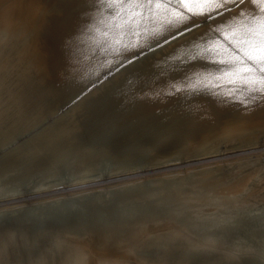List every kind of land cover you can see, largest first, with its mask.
Instances as JSON below:
<instances>
[{
  "label": "bare ground",
  "instance_id": "obj_1",
  "mask_svg": "<svg viewBox=\"0 0 264 264\" xmlns=\"http://www.w3.org/2000/svg\"><path fill=\"white\" fill-rule=\"evenodd\" d=\"M252 7L259 10L264 5ZM179 11L191 15L187 8ZM197 18L203 20L202 16ZM100 19L91 0H0V77L4 82H15L17 94V101L8 112L10 116L6 115L18 120L30 112L36 118L56 105L71 103L58 118L57 124L65 122L60 130H55V139L38 137L31 147L14 158L17 162L22 160L18 172L36 169L49 150H53L56 159L37 171L41 181L36 188L0 194V264H134L138 253L149 246L147 233L156 231L162 223L186 224L191 220V230L181 223L178 225L179 235L187 237L196 233L192 229L194 225L214 217L219 210L250 206L249 195L261 194L257 186L239 178L249 161L197 167L190 170L191 177L175 180L174 187L166 182L167 175L176 174L172 172L128 180L140 169L138 174H147L151 169L173 165L181 158L205 155L213 145L230 142L233 147L264 134V99L245 107L247 94H229L228 90L233 88L230 84L212 90L218 95H212L206 88L192 92L176 91L173 87H184L185 77H192L195 82L204 80L209 73L220 75L216 69L222 65L213 61L227 59L234 52L242 55L241 46L235 43L243 30L240 21L216 17L225 23L205 21L201 27L172 39L181 30L177 27V10L161 12L155 22H145L152 33L147 42L155 50L116 72L115 66L106 63L116 57L106 55L104 49L119 37L110 28L107 12L104 23ZM209 24L219 27L220 32L207 31ZM104 31H109L107 37L102 34ZM122 39L129 41L135 37ZM157 39L161 47H155ZM165 39L168 43H164ZM139 42L145 43L143 35ZM198 55L204 59L193 62L192 57ZM21 71L23 75L19 77L16 73ZM109 72L113 75H108ZM130 80L135 81L132 87L128 84ZM90 84L91 91L76 100ZM53 128L48 125L43 130ZM97 137L120 149L112 157L108 172H101L100 165L78 164V159L63 163V156L75 149L80 139L88 142ZM152 147L168 151L156 153L149 162L137 157L129 163L120 162L121 152L130 154L137 148L151 151ZM87 153V158L93 157ZM64 166L76 172L75 178L58 179L56 174ZM152 183L157 185L154 191L145 192L146 185ZM72 199L80 202L78 213L70 216L66 212L52 224L46 223L44 216L36 218L26 212ZM118 204L125 209L130 204L133 207L124 215L100 217L101 212L110 214L116 210ZM35 221L37 227L33 229ZM216 236L206 234L198 238L201 244L203 241L213 244L218 239ZM158 263H165L163 257Z\"/></svg>",
  "mask_w": 264,
  "mask_h": 264
},
{
  "label": "rangeland",
  "instance_id": "obj_2",
  "mask_svg": "<svg viewBox=\"0 0 264 264\" xmlns=\"http://www.w3.org/2000/svg\"><path fill=\"white\" fill-rule=\"evenodd\" d=\"M16 74H18L19 77H22L21 74L23 75V72L21 71ZM2 80L3 78L0 80V194L5 195L6 193L13 192L14 190L15 191L21 190V188H30V187H31L30 189L36 188L37 183L41 181L40 180L41 177H39L40 175L37 176V171L39 169H42L43 166L47 164L54 163L56 159L54 157L55 155L54 156L52 155L53 150H49L47 152V155L48 154L50 155L48 156L46 155L40 166H38L36 169H30L31 171L23 169L18 172L17 169L20 168L19 166L20 163H22L21 162L22 160L17 162L16 160H14V158L17 155L19 157V155L22 154L25 150H27L28 147H31V145L35 143L38 137L41 138L44 137V139H49V138L55 139V136L57 134L56 131L60 130V128L63 127L62 125L65 122V121L64 122L61 121L59 124H57L59 120L58 118L66 110H68L71 103L67 102L65 104L56 105V107L58 106L57 108L55 107L54 109L48 110L46 113H44L45 115L42 114L41 116H37L36 118H34L33 115L30 112H28L22 118L15 120L12 117L9 118L10 116L9 109H11L10 106H13L15 104V100L17 98L15 97V95L17 96L16 84H14L15 82L13 83V81L11 80H7L5 82ZM11 84L14 87H12ZM91 86H92L91 84L88 85L83 90L84 92L81 91L77 96L79 95L80 97L81 95L83 96L86 92L89 91V89H91ZM6 114H8L9 116ZM7 119L9 120L7 121ZM48 125H52L54 128L48 129L47 131L44 132L43 128L47 127ZM254 138L256 139L249 138L244 144L235 145L233 147H231L232 145L230 142L221 143L219 145H213L212 148L209 151H207V154L205 155L191 156L192 158L188 157L185 159L181 158L178 159L174 164L172 163L173 165H167L164 167L161 166L158 168L151 169L147 172V174L146 172H144L143 174H138V172H141L140 169V171L134 173L135 177L132 176L131 178L128 179V180H136L137 178L145 179L148 176L149 177L158 176L172 172L176 174L167 175L166 179L168 180L166 182H169V184L174 187L176 183L175 180L178 179L183 180L191 177L192 174L190 170H194L197 167L209 165L210 163L214 164L220 162L224 164L225 162L224 165H226L228 163H232L233 161H241V162L249 161L250 164H247L244 167L241 174H239V178L245 179V183L247 184L251 183L250 185H252L253 187L257 186L261 192V194L258 192L259 195L254 193L253 194L251 193L249 195L248 199L249 202L251 203L250 206H246V207L232 206L226 209H221L218 211L217 214L214 215V217L206 218L205 220L201 221L199 223L200 226L194 225L195 228L192 229L195 230L196 233L192 235H186L187 237H182L179 235L178 229L180 227L178 225L181 223L180 225H182V227L188 230L190 228L191 230V227L193 226L192 224L193 222L191 220H187L189 223H186L187 221H185L186 224H184L183 222H178L177 224H175L173 223V221L171 222L169 221L168 223L167 221L165 222L164 220H162L161 222L164 221L165 223H162V225H160L156 231L154 230L153 232L151 231L147 233L148 236L146 235L147 238L146 243H148L149 246L147 249L141 250L138 253L137 259L133 261L134 264L135 263L139 264V262L140 264H167V263L168 264L170 263L171 264L172 263L174 264H264V199H262L264 198V134H260V135L258 134L257 137L255 136ZM146 142L148 143L149 141ZM18 145L20 146V148ZM112 145L114 146V144L112 143L110 144V142L103 139V137H97L94 140L88 142H86L85 139H80V141L77 142L76 144V148L70 151L68 154H65L63 156L64 158L62 161L63 163L65 161H66L65 163H71V162H76L75 160L78 159L77 160L78 164L81 165L94 164L95 166L100 165L101 172H108L112 168L111 167L113 164L112 157L115 155L117 156L118 152L120 153L119 151L120 149H114L112 148ZM152 149L153 150L151 151L150 150L143 151L137 148L130 154H124L121 152L120 156L122 158L120 162L129 163L132 162V159L136 157H137L136 159L138 160L143 159L144 161L149 162L156 153L159 154L161 152L163 153L168 151V149L160 150L153 147ZM155 150L157 151L159 150V151L157 152ZM6 152L8 153L15 152L14 153L15 155L11 156L12 157L11 158L9 156L12 153L6 155L7 154ZM87 152H90V154L93 157L87 158L86 155L88 154ZM6 156L8 159L6 158ZM33 173L36 175H33ZM26 174H28V176L23 178L22 175H26ZM18 175H20L23 179ZM56 175L59 180L67 181L72 178H75L76 172H74V170L70 166H64L57 172ZM255 175L257 177H255ZM120 181H124V180H120ZM156 186H157L156 183L146 185L149 191L146 189L145 192L152 193ZM111 194L113 195L114 193L112 192ZM107 202H110V199H108ZM79 203L80 202L72 199V200L64 201L63 203L59 202L57 204H51L49 206H42V207L38 206L32 209H27L26 212L28 211L29 213L34 214L36 218L44 216L45 217L44 221L48 224H52L55 223V221H57V219L66 212L69 213L70 216H74L76 213H78ZM132 207L133 204H130L129 207L128 208L126 207L125 209L121 204H118L115 207L116 210H113V212H111L110 214L105 211L101 212L100 217L102 219H105L108 215L109 217L113 215L116 216L117 214L124 215L130 212ZM5 223L9 224L8 221H6ZM36 227H37V222L35 221L32 223V228L34 229ZM206 234L207 235L213 234V236L217 235L218 239L215 240V242L217 243L213 241V244L212 243L209 244L210 242L203 241V243L201 244L202 240L199 238L202 237L203 235L205 236ZM234 238L237 241H235ZM142 240L144 239L142 238ZM233 243L236 246V248L233 245ZM205 244L209 248L208 247L205 248ZM188 246H191L192 248ZM200 248H202V250ZM171 249L173 250V252L171 251ZM175 249L177 251H174ZM196 249L199 250L197 251ZM208 251L209 253H207ZM182 252H184L185 255ZM204 252L208 255H206ZM145 253L147 254V256ZM199 253L201 257L198 256ZM140 254L143 256H141ZM194 254H196L198 258ZM158 257L159 258L163 257L165 263H158V259H159ZM183 257L188 258V260L186 259V261H184L185 258ZM10 260L14 262L15 258L11 256ZM154 261L156 263H154Z\"/></svg>",
  "mask_w": 264,
  "mask_h": 264
},
{
  "label": "snow or ice",
  "instance_id": "obj_3",
  "mask_svg": "<svg viewBox=\"0 0 264 264\" xmlns=\"http://www.w3.org/2000/svg\"><path fill=\"white\" fill-rule=\"evenodd\" d=\"M91 3L95 7V12L101 17L100 23H104L103 17L107 12L111 18L110 28L118 34L119 38L107 49H104L106 55L116 57L115 60L106 62L109 66H115L116 72L128 65L135 64L141 57L155 50L153 45L147 42L152 33L145 22L149 20L155 22L161 12L167 13L170 9L177 10L179 20L177 27L181 30L177 34H173L172 39H175L176 35H183L185 32H191L201 27L205 21H212L216 24L225 23L224 19L217 21L216 17L226 16L233 22L239 20L243 30L235 43L241 46L239 50L242 55H236L234 52L227 59L213 61L217 65H222L216 69L220 75L213 76L209 73L204 80L195 82L192 77H185L184 87L175 85L173 87L176 91L190 90L192 92L203 91L206 88L212 95H218L219 93L212 90L222 88L224 84H230L233 88L228 90L229 94L235 92L247 94L248 99L243 101L245 107L258 99H264V8L257 10L252 7L257 4L264 5V0H91ZM182 8H187V12L191 15L179 11ZM201 16L203 20L197 18ZM230 27L232 26L230 25ZM207 31L218 34L220 28H213L212 24H209ZM102 34L107 37L109 31H104ZM142 35L145 38V43L139 42ZM233 35L235 34L233 33ZM124 36L135 37V39L124 41L122 39ZM164 43H168V40L165 39ZM161 46L157 39L155 47ZM129 51L133 55H124ZM122 56L123 59H121ZM200 59H204V57L199 55L192 57L193 62ZM108 75H113V72H109ZM128 84L129 87H132L135 81L130 80ZM95 86L93 84V87ZM80 98L77 96L76 100Z\"/></svg>",
  "mask_w": 264,
  "mask_h": 264
}]
</instances>
